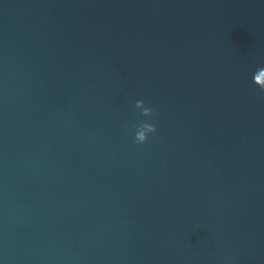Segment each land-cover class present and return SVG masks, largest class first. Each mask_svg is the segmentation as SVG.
Here are the masks:
<instances>
[{"label": "water", "instance_id": "1", "mask_svg": "<svg viewBox=\"0 0 264 264\" xmlns=\"http://www.w3.org/2000/svg\"><path fill=\"white\" fill-rule=\"evenodd\" d=\"M259 68L264 0H0V264H264Z\"/></svg>", "mask_w": 264, "mask_h": 264}, {"label": "clouds", "instance_id": "2", "mask_svg": "<svg viewBox=\"0 0 264 264\" xmlns=\"http://www.w3.org/2000/svg\"><path fill=\"white\" fill-rule=\"evenodd\" d=\"M253 82L262 92H264V68H259L254 73ZM135 107L142 110L141 115L144 117H151L154 114V110L150 107H146L142 100L136 101ZM132 127L136 128L134 142L137 144L144 143L147 140L148 134L156 131L155 125L147 121L140 123L138 126L132 125Z\"/></svg>", "mask_w": 264, "mask_h": 264}]
</instances>
